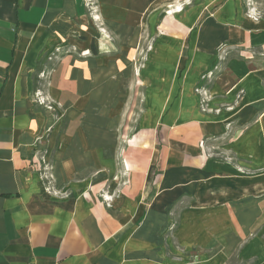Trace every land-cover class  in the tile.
Instances as JSON below:
<instances>
[{"label": "crops", "instance_id": "crops-1", "mask_svg": "<svg viewBox=\"0 0 264 264\" xmlns=\"http://www.w3.org/2000/svg\"><path fill=\"white\" fill-rule=\"evenodd\" d=\"M182 1L96 0L98 11L88 17L89 0H0V264H228L234 252L239 259L252 258L251 264H264L258 230L264 218L261 176L241 177L229 164L204 156L221 147L255 168L264 148V68L238 61L218 79L221 90L233 82L245 90L231 135L223 118L201 111L191 93L198 42L205 41L200 57L207 63L222 42L249 39L264 47L261 29H243L236 37L229 31L201 34L199 39L191 34L185 71L191 79L180 82L177 44L182 38L160 36L141 71L149 107L137 131L126 137L125 149L103 148L106 140L97 124L92 133L79 130L50 151L51 164H45L61 193H47L35 170L42 149L37 147L48 124L31 96L41 71L39 56L66 37L83 50L92 49L93 59L100 62L108 54L99 52L104 45L125 61L126 69L116 63L100 68L121 73L108 80L110 90L121 88L130 74L127 58L145 21V8H173ZM198 2L200 9H221L207 24H227L234 19L233 10H241L242 0ZM240 17L239 25L249 23ZM198 21L191 16L184 23ZM112 32L118 35V50H113V39L105 43ZM72 61L70 56L62 59L60 76ZM57 89L61 94L60 82ZM100 99L94 95L95 102ZM151 170L156 174L150 178ZM175 209L180 210L178 225L169 236L168 216Z\"/></svg>", "mask_w": 264, "mask_h": 264}, {"label": "rangeland", "instance_id": "rangeland-1", "mask_svg": "<svg viewBox=\"0 0 264 264\" xmlns=\"http://www.w3.org/2000/svg\"><path fill=\"white\" fill-rule=\"evenodd\" d=\"M89 1L90 5L86 9L88 17L93 12L98 11L97 5H95L96 0ZM198 1L183 0L181 4H175L176 8H170L172 4L169 6H167L168 4L164 6L157 5V7L152 4L150 7L145 8V21L139 26L138 39L134 47H132L131 56L127 58L130 61L128 68L130 74H126L125 82L121 83V88L110 90V85L108 84V80L112 76V80H116L121 73L113 72L111 74L101 71L100 68H106L107 65L109 67L111 64L115 65L116 63L117 65L119 64L120 70L126 69L122 66V63L124 64L125 61H122L119 57H113L110 49L104 45L98 47L99 52H106L108 54L101 55L100 59L102 57L104 58L100 62H95L96 60L93 59L95 56L92 49L83 50L81 46L78 47L79 45L77 46L67 41L66 37L60 39L55 46H51L39 56L41 71L37 74V88L32 92L31 96L37 102V106L43 110L44 116H47L48 124L42 130L41 139L39 140L42 145L37 147L42 149L37 154L38 156L35 155V162L38 163V166H35L41 172L38 174L43 181L47 193H61L53 186L54 179L50 169L47 168V164H51L52 153L50 151L52 150L53 152L52 148H61L63 138L65 141H68L77 135L78 132H81L79 130L84 129L92 133L94 125L96 127L99 125L103 139L106 140L103 148H119V152L122 148L125 149L126 137L137 131L139 118L143 115L144 111L145 113L147 112L149 107L146 89L144 92L141 88V71L149 53L153 50L152 48L157 38L168 34L182 38V42L177 44L179 46L177 59H179L178 63L180 62V65L177 63L180 70L177 74L180 82L185 79H191V76L185 72L192 44L190 39L191 34L192 36H198L199 39L201 34H213L214 32L220 34L229 31L231 35L236 37L237 32L243 29L248 32H252L254 29L264 31V0H242L241 10L235 8L233 10L234 19L231 23L227 24H207L206 20L209 18L213 19L221 9L218 7L200 9L197 7V5H200ZM175 11L177 13H174ZM238 11H240L239 14ZM191 16H197L199 19L197 24L190 25L184 23ZM238 16H242L240 18L248 20L249 23L239 25L237 22ZM261 23L263 25L260 26ZM108 36H110L109 33L107 34L105 43L109 45L108 41L112 42L113 39V50H118V35L114 33L112 38L111 36L108 38ZM204 42H198L199 55L196 59L198 60V73L191 87V93L197 96L201 111L216 118H223L222 122L224 127L228 134L231 135L235 131L234 126L238 116V107L244 98L245 90L238 82H233L224 90H221L218 79L228 68L237 67L239 64L238 61H241V63L251 62L249 65L253 67L264 68V47L257 45V41L251 43L249 39L241 44L235 40L222 42L214 51V58H206L209 62L204 63L205 58L200 57L206 52V49L201 47ZM82 47L84 48L83 45ZM85 53L89 54L85 56ZM67 56L72 57V64L60 76L62 59ZM166 59L169 60L167 56ZM254 61L259 62L257 66H255ZM96 63L98 64L96 65ZM155 74L157 75V73ZM164 75L167 78L168 74L165 73ZM226 78L228 80V76ZM99 80H101V84L98 83ZM57 82H60L61 94L59 89L57 91L54 90ZM107 86L108 88L106 89ZM216 86L219 89L216 88L214 90ZM51 90L55 92L52 91V94ZM64 93H68L69 96H65ZM83 93L84 96L81 99ZM94 95L100 96V101L95 102ZM111 95L113 96L111 97ZM98 116L100 117L99 121ZM228 141L232 142L233 139H229ZM43 148L46 149L44 150ZM220 148L214 147L211 152L206 151L204 156L220 164H229L241 177L261 176L262 192L264 194V148H260L259 150V158L256 161L255 168L249 164L239 162L235 151L229 152ZM202 149L204 150L205 147ZM114 159L116 160V155ZM125 172L126 169L122 172V176L124 177L127 176ZM150 172V178L156 174V171L151 170ZM117 177H120L119 174L115 175L114 179ZM118 186L117 184L116 191L114 192L116 194L119 193V190H117ZM122 187L124 188L125 186L122 185ZM248 187L249 184L247 183L246 188ZM109 198L111 199L110 196ZM179 211V209H175L168 216L170 222L167 227V232L169 236L178 225ZM259 225L258 230L262 231L264 241V218ZM251 263L252 258L245 260L239 259L236 252L232 253L228 258V264Z\"/></svg>", "mask_w": 264, "mask_h": 264}, {"label": "built area", "instance_id": "built-area-1", "mask_svg": "<svg viewBox=\"0 0 264 264\" xmlns=\"http://www.w3.org/2000/svg\"><path fill=\"white\" fill-rule=\"evenodd\" d=\"M202 143H201V147H202ZM35 165H37L38 166V163L37 164H35ZM35 169H36V171L39 173L40 172V170L39 169H37L36 167H35ZM41 173V172H40Z\"/></svg>", "mask_w": 264, "mask_h": 264}, {"label": "trees", "instance_id": "trees-1", "mask_svg": "<svg viewBox=\"0 0 264 264\" xmlns=\"http://www.w3.org/2000/svg\"><path fill=\"white\" fill-rule=\"evenodd\" d=\"M40 69V68H39ZM40 70H38L37 74L39 73ZM34 81V89H36V85H35V82H36V79L33 80Z\"/></svg>", "mask_w": 264, "mask_h": 264}]
</instances>
